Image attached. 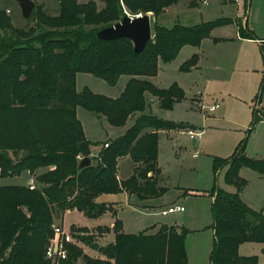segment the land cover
<instances>
[{"label": "trees", "instance_id": "16d2710c", "mask_svg": "<svg viewBox=\"0 0 264 264\" xmlns=\"http://www.w3.org/2000/svg\"><path fill=\"white\" fill-rule=\"evenodd\" d=\"M56 1L55 14L42 4L34 5L33 18L27 19L34 23L24 28L14 27L6 11L0 9V177L22 171L37 173L33 189L0 185V264H187L185 228L160 226L154 233L130 234L122 231L117 219L112 227L73 230V238L96 251L97 257L66 240L64 259L47 258L46 250L55 236V217L67 210L80 211L88 218L105 212L115 217L113 203L99 201L101 195L127 192L147 199L166 191L157 180L158 132L191 126L144 112L146 92L157 98L162 109H172L185 98L175 82L163 88L149 77L157 74L159 61L170 62L185 45L199 46L214 28L232 19L167 27L157 23V18L178 0H100L101 7L95 0ZM250 2L244 0L245 10ZM189 6H198V2L191 0ZM126 12L153 15V37L140 53H135L127 38L101 40L97 36ZM235 22L242 26L241 18ZM241 28L240 37L256 39L252 31ZM258 45L263 68L246 136L229 157L214 158L216 168L227 165L224 182L235 186L237 192L220 187L211 191L210 264H258L257 256L239 254L244 242L262 244L264 255V214L240 198L245 181L239 175L241 167H248L264 177V159L245 153L249 133L264 120V109L259 106L264 91V39ZM197 63L194 54L179 70L189 71ZM79 72L109 85H115L122 75L129 78L120 95L112 99L88 88L77 92ZM77 106L104 115L112 126H122L138 114L122 135L103 142L91 164L81 169L77 168L78 159L89 157L92 143L76 117ZM125 156L133 161V171L119 179L118 161ZM38 169L45 170L38 173ZM108 232L114 233V240L100 244L97 239Z\"/></svg>", "mask_w": 264, "mask_h": 264}, {"label": "rangeland", "instance_id": "374dc122", "mask_svg": "<svg viewBox=\"0 0 264 264\" xmlns=\"http://www.w3.org/2000/svg\"><path fill=\"white\" fill-rule=\"evenodd\" d=\"M95 1L99 7L103 5L100 0ZM190 1L178 0L173 6L170 5L172 8L162 14L165 16H159L157 23L167 27L175 23L194 25L223 17L232 19V22L214 28L210 36L202 40L199 48L186 45L170 62H158L155 81L168 84L167 80L173 79L168 86L175 82L183 89L185 98L172 109H162L157 98L146 92L148 104L144 112L163 120L183 122L194 127L191 131L196 135L190 138V129L185 128L159 130L157 164L160 172L157 180L159 185L166 187L163 194L147 199L126 192L103 195L99 201L114 203V219L109 212L88 218L77 210L66 212L62 220V215L55 217V224L60 221L62 224L57 225L61 229L60 239L77 243L90 256L96 257L97 254L73 238V230L84 229V226L92 230V226L109 225L117 219L122 231L130 234L144 230L154 233L160 226L185 228L187 264H210L213 244L211 191L220 187L228 192H237L235 186L224 182L227 165L216 168L214 158L229 157L245 138L255 107L254 96L261 80L262 61L257 42L240 37V28L243 26L241 29H249L257 38L264 39V0H251L246 10L244 0H235L236 3L230 0H196L198 6L195 7L189 6ZM34 3H43L50 14L57 10L56 0H35ZM5 8L9 10L7 14L14 27L24 28L34 23L22 17L16 0H0V9ZM126 13L129 16L142 14ZM148 14L153 20L152 13ZM238 17L245 19H241V27L235 22ZM193 49L192 53L188 52ZM194 54L198 55L197 67L189 71L179 70L180 65ZM128 78L122 75L115 85H109L90 73L79 72L75 88L77 92L88 88L93 93L114 99L123 91ZM263 98L264 91L260 107L263 106ZM210 106H213V112L206 110ZM75 112L86 139L92 143L90 150L93 154L102 148L103 142H110L122 135L135 120L131 115L124 125L112 126L104 115L97 117L99 114L82 106H77ZM245 153L264 159V120L258 122L249 133ZM95 156L89 155L90 159ZM120 161L119 175L125 179L132 174L133 162L129 156L122 157ZM44 170L37 171L40 173ZM27 174L37 175L36 172L22 171L19 175L0 177V185H28ZM239 175L245 181L240 198L249 207L264 214V178L248 167H241ZM169 206H182L183 210L161 215L160 211ZM106 238V233H102L97 241L105 244ZM261 247L260 243L245 242L240 245L239 254L255 255L258 264H264Z\"/></svg>", "mask_w": 264, "mask_h": 264}, {"label": "water", "instance_id": "95a60500", "mask_svg": "<svg viewBox=\"0 0 264 264\" xmlns=\"http://www.w3.org/2000/svg\"><path fill=\"white\" fill-rule=\"evenodd\" d=\"M16 2L20 7L23 18H33V16H31V12L35 5L33 0H16ZM97 36L101 40L127 38L133 43L135 53H140L153 37L150 15L148 13L136 16L125 15L120 21L113 25L100 29L97 32ZM90 164V157L85 156L79 159L77 168L81 169Z\"/></svg>", "mask_w": 264, "mask_h": 264}, {"label": "built area", "instance_id": "2783aa9c", "mask_svg": "<svg viewBox=\"0 0 264 264\" xmlns=\"http://www.w3.org/2000/svg\"><path fill=\"white\" fill-rule=\"evenodd\" d=\"M209 110H213V106L209 107ZM189 136L192 138L196 134L193 133V131L189 130L188 131ZM104 146H107V143H104ZM80 158V157H79ZM28 187L30 189H33L35 187V178H30ZM182 211L183 207L182 206H169L166 209H163L160 211L161 215H167L169 213H173L175 211ZM54 238L51 240L47 250H46V257L54 260L55 258H61L64 259L66 257V249L63 244V240L60 239L59 234H61V229L59 226H54Z\"/></svg>", "mask_w": 264, "mask_h": 264}, {"label": "crops", "instance_id": "0c3cea01", "mask_svg": "<svg viewBox=\"0 0 264 264\" xmlns=\"http://www.w3.org/2000/svg\"><path fill=\"white\" fill-rule=\"evenodd\" d=\"M34 2H35V0H33ZM79 1V0H78ZM223 1H226V0H223ZM81 2V1H80ZM236 3V1L235 0H233V3ZM40 4H42L43 6H44V4L43 3H40ZM173 6V5H172ZM172 6H170V7H167L165 10H164V12L162 13V14H165V13H167L171 8H172ZM45 8V7H44ZM46 9V8H45ZM57 9H58V7H57ZM5 11H6V13H8V9H6L5 8ZM57 12V10H54V14ZM162 14L161 15H159L160 17H163V16H165V15H163L162 16ZM158 16V17H159ZM238 18H241L242 20L244 19V17H238ZM255 35V34H254ZM256 37V36H255ZM245 37H243V39H244ZM261 38H257L256 37V39H250V38H246L245 40H254L255 42H257V45H258V41L260 40ZM263 39V38H262ZM201 45V44H200ZM200 45L199 46H195L196 48H199L200 47ZM186 46V45H185ZM259 46V45H258ZM182 48H184V46L182 47ZM258 50H259V47H258ZM194 51V49L193 50H189L188 52H190V53H192ZM260 54V53H259ZM200 55V54H199ZM261 58V57H260ZM199 59H200V57H199ZM198 64V63H197ZM197 66H195L194 68H196ZM262 68H263V65H262ZM157 74H158V72H157ZM156 74V75H157ZM78 75V73L76 74V76ZM261 75H262V69H261ZM155 77H157V76H152V77H149L150 78V80L154 83V84H156V85H158V86H162V87H166V86H168L172 81H173V79L171 80V79H169V80H167V82L166 83H168V84H161L160 82H157V81H155ZM128 80V79H127ZM261 106L264 108V98H263V100L261 101ZM211 107V106H210ZM216 107V106H215ZM208 112H213L214 111V109L213 110H209V107L206 109ZM100 115H98L97 117H99ZM133 116L136 118L137 116H138V114L137 113H135V114H133ZM183 123V122H182ZM195 129L194 127H190V128H185V129H190V130H193V129ZM180 129H184V128H180ZM165 131H168V130H165ZM198 134V133H197ZM190 137V136H189ZM195 137V136H194ZM194 137H192V138H194ZM191 138V137H190ZM100 151V150H99ZM98 151V152H99ZM97 152V153H98ZM97 153H91V150H90V156H95V155H97ZM120 159H119V161H118V178L119 179H123V178H121V176L119 175V168H120ZM133 162V161H132ZM133 167H134V163H133ZM28 175V182H29V179L30 178H35V176H32V175H29V174H27ZM259 175V174H258ZM260 176V175H259ZM262 177V176H261ZM264 178V177H263ZM26 184V183H25ZM24 185V184H23ZM121 193H124V192H121ZM127 193V192H126ZM103 195H105V194H103ZM103 195H101L100 197H99V199L103 196ZM113 205H114V203H113ZM115 207V206H114ZM69 211H71V210H67V211H65L63 214H62V216L60 217L61 218V220L63 219V215L66 213V212H69ZM111 217L114 219V217L111 215ZM61 224V221L59 222V223H57V224H55V225H60ZM62 225V224H61ZM103 225H106V224H103ZM112 225H113V223H110L109 225H107V226H109V227H112ZM96 226H98V225H96ZM96 226H92V227H90V228H94V227H96ZM106 235H107V242H111V241H113L114 240V233L113 232H109V233H106ZM245 243V242H244ZM241 245V244H240ZM262 245V244H261ZM240 247V246H239ZM262 248V247H261ZM94 251V250H93ZM96 252V251H95ZM96 257L97 256H99V254L96 252ZM102 257V256H101Z\"/></svg>", "mask_w": 264, "mask_h": 264}]
</instances>
